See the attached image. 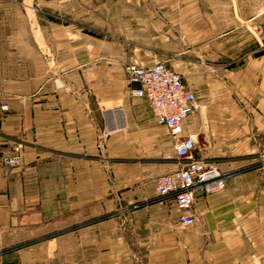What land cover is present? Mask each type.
I'll return each instance as SVG.
<instances>
[{
  "label": "crops",
  "instance_id": "crops-1",
  "mask_svg": "<svg viewBox=\"0 0 264 264\" xmlns=\"http://www.w3.org/2000/svg\"><path fill=\"white\" fill-rule=\"evenodd\" d=\"M189 1L194 20L179 19V37H131L142 54L125 67L175 50L180 63L201 60L187 79L196 103L181 135L196 137L195 158L232 173L225 187L198 192L194 224L179 225L174 199L155 190L170 165L139 159L154 120L162 124L130 94L125 67L46 78L7 63L0 160L20 144L23 165L0 161V264H264V0ZM116 105L127 127L106 141L102 109Z\"/></svg>",
  "mask_w": 264,
  "mask_h": 264
},
{
  "label": "rangeland",
  "instance_id": "rangeland-1",
  "mask_svg": "<svg viewBox=\"0 0 264 264\" xmlns=\"http://www.w3.org/2000/svg\"><path fill=\"white\" fill-rule=\"evenodd\" d=\"M190 3L189 0H0V69L9 63L12 72L23 67L28 76L43 74L46 78H58L85 67L94 70L117 67V71L124 72L127 62L139 60L130 58L142 54L131 37L146 33L158 40L161 37L168 40L171 35L179 37V19L194 20L195 8ZM180 9L184 17L180 16ZM186 26L193 29V23ZM117 48L128 59L116 58ZM176 51L158 61L177 71L187 83L201 60L192 56L180 63ZM204 62L209 65L212 61ZM133 119L136 121L137 117ZM154 123L156 135L139 144V159L146 156L154 159L151 165L155 168L170 165L167 171L170 172L180 163L174 158L167 130L155 120ZM136 129L141 130L140 126ZM114 134L105 137L106 141ZM127 148L124 160L130 162V144Z\"/></svg>",
  "mask_w": 264,
  "mask_h": 264
},
{
  "label": "built area",
  "instance_id": "built-area-1",
  "mask_svg": "<svg viewBox=\"0 0 264 264\" xmlns=\"http://www.w3.org/2000/svg\"><path fill=\"white\" fill-rule=\"evenodd\" d=\"M125 70L131 84L130 94L146 99L156 121L164 125L174 139V153L180 166L156 177V193L174 199L179 225H193V205L197 193L201 191L209 194L222 190L232 173L195 158L196 137L192 134L181 135L182 125L193 111L195 94L177 71L162 61L151 64L129 63ZM1 108L7 109V105L3 104ZM102 114L101 138L126 129L121 105L103 108ZM0 161L7 167L22 166L21 145L14 146Z\"/></svg>",
  "mask_w": 264,
  "mask_h": 264
}]
</instances>
